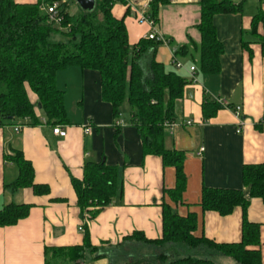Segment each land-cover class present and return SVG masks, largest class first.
Instances as JSON below:
<instances>
[{
    "label": "crops",
    "instance_id": "0c3cea01",
    "mask_svg": "<svg viewBox=\"0 0 264 264\" xmlns=\"http://www.w3.org/2000/svg\"><path fill=\"white\" fill-rule=\"evenodd\" d=\"M16 1L36 3L39 0ZM150 1L119 0L112 8L116 18L125 19L129 41L134 44L151 31L148 23L138 19V13L147 10L145 5ZM171 1L160 11L157 30L165 41L158 47L155 58L168 70L193 80L177 103L176 119L166 129V147L186 154L184 204L174 205V209L181 215L197 212L199 230L210 239L219 243L239 242L241 207L223 216L215 211H202L199 203L204 187L242 189L249 195V188L243 184V167L264 163V56L259 43L264 36V19L257 23L255 30L252 23L255 16L264 14V1L255 0V12L246 13L248 0H235L242 3L240 13L214 16L217 35L224 46L221 71L217 74L199 71L196 49L201 40L196 27L201 17L199 0ZM182 46H188L189 53L176 55ZM177 62L183 67L178 69ZM192 66L196 67L194 72L190 71ZM73 85L71 99L80 106L81 119L73 121L67 114L69 123L60 125L67 133L65 137L53 133V126L46 122L38 97L30 88V100L43 122L38 125L29 124V120H24L25 125L18 122L22 127L19 131L15 130L17 125H0V210L11 203L32 206L28 217L13 226L0 227V264H45L46 247L83 244L84 220L72 177L82 179L84 165L89 161L104 160L108 165L117 166L121 192L88 222L91 244L101 247L105 257L96 260L90 253L85 264H126L132 255L125 254L123 260L117 257L121 256V249L132 246L154 251L152 255L159 251L149 245L130 244L121 249L118 245L135 231L143 232L149 239L162 236V201L165 189L176 185L175 168L165 167L160 156L143 155L140 134L130 124L129 104L123 105L127 104L125 111L129 114H124L122 107L120 118H116L112 105L102 100L98 71L70 66L58 72L57 86L65 91V107ZM206 96L231 106H223L215 115L205 117ZM235 106L241 107L240 118L234 113ZM212 110H207L209 115ZM87 124L92 126L91 134L85 133ZM14 149L22 150L31 161L35 182L47 185V194H36L32 188L13 190L10 186L18 176V168L5 155ZM248 219L261 226L264 264L262 199H250ZM137 255L134 257H150L144 253ZM214 259L219 264H234L231 257L221 254H215Z\"/></svg>",
    "mask_w": 264,
    "mask_h": 264
},
{
    "label": "trees",
    "instance_id": "16d2710c",
    "mask_svg": "<svg viewBox=\"0 0 264 264\" xmlns=\"http://www.w3.org/2000/svg\"><path fill=\"white\" fill-rule=\"evenodd\" d=\"M62 1L0 0V125L14 126L18 122L25 125L24 120H29L31 125L43 122L30 100L29 88L37 95L46 122L52 126L69 123L65 91L57 86L58 72L70 66L98 71L102 100L112 105L116 118H120L123 105L129 104L130 124L140 134L143 155L160 156L165 167H174L176 171V185L165 189L162 201V236L149 239L143 232L135 231L118 245L119 249L130 244L149 245L159 251L152 257H131L126 264H219L212 258L214 254L231 257L236 264H262L261 226L248 219V208L252 198L264 202V163L243 167V184L249 188V195L242 189L203 188L199 203L202 211H215L223 216L232 214L237 207L243 211L239 242L219 243L207 237L199 230L197 212L181 215L174 209V205L184 204L186 154L166 147L167 125L176 119L177 103L193 80L168 70L156 60L162 40L143 37L131 50L125 19H118L112 13L119 0H96L93 11L80 10L77 14H71ZM54 2L61 3V25L43 8ZM171 3V0H151L147 11L159 23L161 8ZM198 5L201 14L196 26L201 36L196 46L199 71L217 74L221 71L224 46L218 38L214 16L240 13L242 3L199 0ZM263 19V13L255 16L254 30ZM57 35L61 38H56ZM259 43L264 56V36ZM187 53L189 47L182 46L176 55ZM222 107L218 100L206 96L205 117L215 115ZM209 108L213 109L210 115ZM5 159L18 168V176L10 185L13 190L32 188L36 194L49 192L47 185L35 182L34 167L22 150L14 149ZM72 184L84 220L83 244L46 247L45 264H85L87 251L94 254L96 260L105 257L101 247L91 244L88 222L121 192L119 169L104 160L89 161L84 165L83 178L72 177ZM31 207L26 203L5 206L0 210V227L13 226L28 217Z\"/></svg>",
    "mask_w": 264,
    "mask_h": 264
},
{
    "label": "built area",
    "instance_id": "2783aa9c",
    "mask_svg": "<svg viewBox=\"0 0 264 264\" xmlns=\"http://www.w3.org/2000/svg\"><path fill=\"white\" fill-rule=\"evenodd\" d=\"M60 6H61V3L60 2H54V3L50 4V5H47V6L43 7L44 10L47 13L50 14L51 19L53 21H55L56 24H58V25H61V23H62V18L59 15ZM145 6L148 9L149 4H147ZM138 19L141 22L148 23L149 26L151 27V31L146 35V38H148V39H155V40H162L163 42L165 41V39H163L162 37H160L158 35V30H157V24L158 23L155 22V20L149 15V13H148V11L146 9L145 10H142V11H140L138 13ZM175 65H176V67L178 69H180V68L183 67V64L181 62H177V63H175ZM195 70H196V67L195 66L190 67V71L191 72H194ZM218 101L224 107H230V105L228 103H226L225 101H223V100H218ZM233 110H234V113L236 114V116L238 118H240L241 117V107L240 106H235V107H233ZM189 124H191V122H189ZM21 128H22L21 126L17 125L15 127V130L16 131H19ZM92 131H93L92 126L90 124H87L85 126V133L86 134H91ZM53 133L55 135H58V136H61V137H65L67 135L66 131L64 129H62V127L60 125L53 126ZM201 150L203 151L204 148H202Z\"/></svg>",
    "mask_w": 264,
    "mask_h": 264
},
{
    "label": "rangeland",
    "instance_id": "374dc122",
    "mask_svg": "<svg viewBox=\"0 0 264 264\" xmlns=\"http://www.w3.org/2000/svg\"><path fill=\"white\" fill-rule=\"evenodd\" d=\"M62 2H66L67 6H68V11L71 13V14H77L79 11H80V7L79 5L77 4L76 0H63ZM247 5H245V11L246 13H249V12H255V8H256V2L255 0H248ZM253 5L255 6V8H253ZM168 23V22H167ZM170 25V22L168 23V26ZM56 38H61L60 35H57ZM133 47H134V43L130 41V48L131 50H133ZM75 91V85H73L68 93V99L66 100V108H67V114H68V117L71 118L73 121L75 120H79L81 119V110L79 109L80 106H78L75 101H73L72 99L74 98L73 97V93ZM72 98V99H71ZM127 104L125 106H123V110L125 111L127 109ZM122 110V112H123ZM128 113V111L124 112V114ZM129 114V113H128ZM145 246V245H144ZM153 252L154 251H148L146 249H143V248H140V247H134L132 246V248H125L124 250L121 249V256H118L117 259L118 260H123V258H125L126 256H124L125 254L128 255V256H131L134 257V256H138L137 254H146L147 256H150L152 257L153 255ZM155 253H157V250L155 251ZM90 252L87 251V254L86 255H89ZM212 258L214 259L215 258V254L212 256ZM129 259V258H128ZM215 260V259H214ZM218 259H216L215 261H217ZM232 262L234 264H236V261H234L232 259ZM219 263V262H218ZM222 264V263H220Z\"/></svg>",
    "mask_w": 264,
    "mask_h": 264
},
{
    "label": "water",
    "instance_id": "95a60500",
    "mask_svg": "<svg viewBox=\"0 0 264 264\" xmlns=\"http://www.w3.org/2000/svg\"><path fill=\"white\" fill-rule=\"evenodd\" d=\"M83 11H93L96 7V0H76Z\"/></svg>",
    "mask_w": 264,
    "mask_h": 264
}]
</instances>
